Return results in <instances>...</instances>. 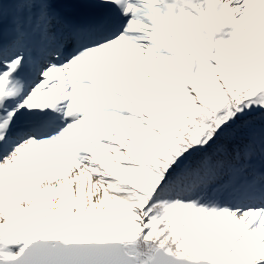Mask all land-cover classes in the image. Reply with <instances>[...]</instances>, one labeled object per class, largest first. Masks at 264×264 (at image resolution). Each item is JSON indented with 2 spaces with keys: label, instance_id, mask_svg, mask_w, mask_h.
<instances>
[{
  "label": "snow or ice",
  "instance_id": "obj_1",
  "mask_svg": "<svg viewBox=\"0 0 264 264\" xmlns=\"http://www.w3.org/2000/svg\"><path fill=\"white\" fill-rule=\"evenodd\" d=\"M0 264H264V0H0Z\"/></svg>",
  "mask_w": 264,
  "mask_h": 264
}]
</instances>
